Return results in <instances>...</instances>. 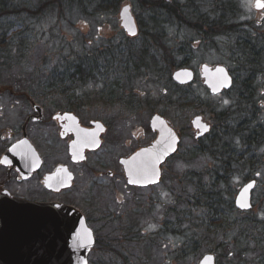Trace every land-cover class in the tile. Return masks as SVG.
Segmentation results:
<instances>
[{
    "label": "rangeland",
    "instance_id": "1",
    "mask_svg": "<svg viewBox=\"0 0 264 264\" xmlns=\"http://www.w3.org/2000/svg\"><path fill=\"white\" fill-rule=\"evenodd\" d=\"M43 1L12 0L15 7H24L27 11L0 19V34L6 35V41L0 45V100L82 98L89 100L84 108L90 115L95 114L93 105L100 106L97 110L100 115L125 114L127 109V141L130 143L127 153L150 140L152 134L148 122L154 114L163 116L181 136L178 158L168 162L160 183L154 188L127 194V213L132 212L127 214L129 232L108 234L112 237L110 247H114L113 250L104 246L95 248L89 256V264H197L206 254L214 255L219 264H226L225 257L235 254L232 246L235 229L210 226L204 221L201 209L193 207L194 192L190 185L196 182L198 175L205 183V174L218 168L217 161L206 152L194 159L187 154L193 146L209 145L208 139L195 140L190 122L200 116L214 125L215 115L207 113L205 106L175 105L173 100L179 95L192 94L217 113L225 111L234 119L237 114L240 119L248 117V125L251 123L258 133L261 132L259 147H244L240 137L230 139V146L237 150V155L246 151L241 160V163L245 162L241 167H235L229 181L220 183L217 190L224 204H231L233 209L237 191L254 180L256 187L250 214L229 210L235 217L250 215L264 221V59L259 63L258 72L253 73L246 83L247 91L242 94L246 74L239 65L242 60L237 45L242 40L240 36L206 37L194 25L188 27L186 22L180 24L173 19L163 22L155 36H143L139 22L147 24L144 26L147 29L149 20L146 9L138 0H119L116 9H99L92 2L88 5L89 0H77L72 4L63 1L60 6L50 4L42 11L31 12V8L38 7ZM173 3L197 9L209 20L215 17L214 0L169 1L170 5ZM237 3L234 23L245 32L244 38L251 39L256 43L253 45L264 53V8L257 10L256 0H237ZM124 5L130 6L138 26L139 32L134 38H129L119 26V11ZM12 32L27 41L25 51L20 48L19 39L15 44L7 41ZM133 48L136 51L133 52ZM101 53L110 56L109 59L98 65L94 72L81 73L78 85L66 83L59 88V93L47 92L48 88L58 87L62 74V77L67 75L64 73L66 63ZM139 55L145 56L143 61L147 66L137 68V59L136 64L128 62V57L133 60ZM107 62L112 63L111 66H107ZM204 64L225 67L232 78V89L222 96H211L202 80L196 77ZM181 67L192 70L196 79L189 86L178 89L171 75ZM116 84L117 89L112 87ZM3 88L18 95L2 92ZM126 98L127 106L124 105ZM169 100L172 101L165 105L164 102ZM251 101L253 105L255 103V110L249 107ZM2 109L6 107L2 106ZM5 114L6 122L14 119V112ZM190 209L191 216L184 213ZM138 210L141 215H137ZM125 226L124 223L122 227ZM252 249L253 244L242 249L248 262L255 257Z\"/></svg>",
    "mask_w": 264,
    "mask_h": 264
},
{
    "label": "flooded vegetation",
    "instance_id": "2",
    "mask_svg": "<svg viewBox=\"0 0 264 264\" xmlns=\"http://www.w3.org/2000/svg\"><path fill=\"white\" fill-rule=\"evenodd\" d=\"M197 76L201 79L199 70ZM195 79L194 73L193 82ZM229 90L209 94L222 96ZM3 91L18 95L9 88H3ZM88 101L82 98L39 100L32 97L0 100V194L8 193L15 199L30 203L67 206L80 213L94 240L88 254L89 264V256L95 248H110L112 237L108 234L127 233V214L132 213H127V194L154 188L160 183L168 162L179 150L181 136L172 128L179 138L177 150L159 166L160 176L156 184L130 186L123 161L155 141L157 132L150 123L156 114L148 122L152 134L150 140L127 153L130 145L127 141V109L125 114L100 115L97 111L100 106L93 105L95 114L90 115L84 108ZM124 105L127 106V98ZM8 112H14V119L6 122L4 116ZM157 116L169 125L163 116ZM197 117L209 128L207 133L197 138L199 132L191 126L195 140L201 142L210 135L213 124ZM19 144H26L29 149L24 146L16 149V161L22 152L27 153L30 161V173L26 176L20 174L16 164L2 161L3 156ZM124 223L126 226L122 227Z\"/></svg>",
    "mask_w": 264,
    "mask_h": 264
},
{
    "label": "trees",
    "instance_id": "3",
    "mask_svg": "<svg viewBox=\"0 0 264 264\" xmlns=\"http://www.w3.org/2000/svg\"><path fill=\"white\" fill-rule=\"evenodd\" d=\"M63 1L70 4L77 3V0H60L58 2H55L54 0H45L43 2H40V4L37 5L38 7L31 8V10H33L31 12L42 11L43 7L45 8L50 4L60 6ZM91 2L94 3V7L98 6L99 9H108L110 7L116 9L119 5V0H94V2L93 0H89L88 5H91ZM138 3L141 7L146 9V12L148 13V28H144V26L147 24L143 25L141 22H139V25L141 26L140 34H142L143 36H155L160 29V25H162L165 21H169L170 19L177 20L180 24H182V22H186L188 24V27L194 25L197 31H199L200 34H203L206 37L213 38L231 35L240 36L242 40L241 42L238 41L237 45L240 46L238 52L240 55L239 58H242V60L239 62V65L243 72H245L246 74V78L244 79L245 81L243 80L242 85L245 86L246 83L251 79V75H254L253 73L258 72L259 63L262 59H264V53L262 50H259L257 47H255V45H253V43L256 44L255 42H252L251 39L244 38L243 33L245 32L239 30V26L234 23V13L238 6L237 0H214V6L216 10L214 11L215 17L212 20H209V17L205 14H199L196 11L197 9L192 10L187 5L181 6L176 3L170 5L169 1L167 2L165 0H138ZM26 11L27 10L24 9V7H15L14 4H12V0H0V19L11 15H19ZM18 39V35L12 32L10 38L7 41H10L11 44H15ZM3 41H6V35L0 34V45H3ZM18 42L20 48L25 51L27 49V41L23 38H20ZM155 48H157L158 52V47ZM132 51H136V48H133ZM109 57L110 56L101 53L100 55L96 54V56L94 57L92 55L85 56L81 59H75L71 62L66 63L64 65V67L66 68V71L64 73H67V75L64 74V77H62V74L57 82L61 83L56 85L58 87L48 88L47 92L59 93L61 92V89L59 88L66 83H70L71 85H78L76 83H79V76H81V73L89 74L91 72H94L93 70L98 65H102V63H104L105 60H108ZM127 59L128 62L133 61L134 63L137 59V68L147 66L146 62H144L146 60L145 56L142 57L139 55L133 58V60H131V58L129 57ZM111 64L112 63L108 64L107 62V66H111ZM112 87L117 89L118 84L112 85ZM180 87L181 86H179L178 89H181ZM242 88L243 90L241 92L242 94H244L248 88L246 86ZM183 93L186 92H182V94ZM175 98L176 100H173L175 105L190 104L191 106L197 108H199L200 106H205V111L207 113H209L210 115H215V123L212 127L213 130L210 135L206 137L209 143L208 147L193 146L192 148H189L187 152L189 158L191 159L196 158L201 152H206V154L211 155L217 161L218 165V168H214L212 172H208L205 174V183H202V180L198 175L197 178H195L196 182L190 184L192 185L194 192V194L192 195V198L194 199V209H201V216H204V221H207L210 226L213 225L214 227H218L222 225L225 228L232 227L235 229V237L232 240V246L234 248L235 254L233 255V257L229 255L225 257L226 264H264V221L257 220L255 217H252L250 215L240 217L232 216L229 209H236L234 207V199V208L232 209L231 204H228V206L224 204V202L221 200L220 192L217 190V187L220 183H227L229 181L233 173V169L238 166L241 167L245 162L244 161L241 163V160L246 155V151L241 152V155H237V150H234L232 148V145L230 146V139H232V137H240L244 147H250L253 145L259 147L262 142L261 132L258 133V129L251 126V123L248 125V117L240 119L239 114H237V118L234 119L231 117V115H226L225 111L217 113L212 109L210 105L203 104L198 97L193 96L192 94H184L182 96L179 95ZM244 98L246 99V97ZM171 101L172 100L165 101L164 104L166 105V103H170ZM254 106L255 103L253 105L252 101L249 102L250 109L255 110ZM244 113L248 112L244 111ZM177 155L178 151L171 159L178 158ZM246 161L248 162L249 159ZM252 163L254 164L253 159ZM202 209H204V211H202ZM250 211L239 212L245 215L250 214ZM184 213H187L189 214V216H191V209L185 211ZM128 232L129 231H127V233ZM250 244H253L252 252L255 254L252 262H248L244 258V253L242 251L244 247H247ZM110 248H112L113 250L114 247L111 246ZM219 263L220 262L216 259V264Z\"/></svg>",
    "mask_w": 264,
    "mask_h": 264
},
{
    "label": "water",
    "instance_id": "4",
    "mask_svg": "<svg viewBox=\"0 0 264 264\" xmlns=\"http://www.w3.org/2000/svg\"><path fill=\"white\" fill-rule=\"evenodd\" d=\"M125 8L128 9L126 13ZM119 26L128 37H135L138 33L129 5L120 8ZM220 69L223 72L218 71ZM199 76L211 95L231 87L230 75L223 66L201 65ZM171 79L178 86H187L193 82L194 72L190 69H178L172 73ZM150 124L157 132L155 141L123 161L127 184L133 187L156 184L160 176L159 166L177 150L179 138L164 119L155 115ZM191 126L199 132L197 138L209 129L199 117L191 121ZM23 146L29 150L26 144L16 145L3 156L2 161L5 164H16L20 174L26 176L30 173L27 153L22 152L21 158L15 160L16 149ZM156 156L160 157L159 160L154 159ZM153 163L156 173L154 176L150 170L145 171V165L150 168ZM129 180L136 182L129 183ZM248 185L251 187L245 191ZM255 185L253 180L238 190L234 198L237 210L247 212L252 209ZM240 204L248 206L242 208ZM93 243L90 230L76 210L58 204L30 203L15 199L8 193L0 194V264H88V254ZM209 257L211 259H206ZM197 264H216L215 256L206 254Z\"/></svg>",
    "mask_w": 264,
    "mask_h": 264
},
{
    "label": "snow or ice",
    "instance_id": "5",
    "mask_svg": "<svg viewBox=\"0 0 264 264\" xmlns=\"http://www.w3.org/2000/svg\"><path fill=\"white\" fill-rule=\"evenodd\" d=\"M257 8H264V0H256V5H255ZM128 11L127 8L124 9V12L126 13ZM220 72H223V69H220L218 70ZM159 156H156L154 159L155 160H159ZM151 171L153 176L156 174L155 173V167H154V163L151 165V167L149 168L148 165H145V171ZM136 181H133V180H129V183H134ZM251 187V185H248L246 188H245V191H247V188ZM248 205L246 204H240V207H247ZM87 234V233H86ZM206 259H211L210 257L209 258H206Z\"/></svg>",
    "mask_w": 264,
    "mask_h": 264
}]
</instances>
